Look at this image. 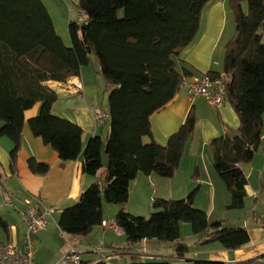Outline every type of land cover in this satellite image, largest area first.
<instances>
[{"label":"trees","instance_id":"obj_1","mask_svg":"<svg viewBox=\"0 0 264 264\" xmlns=\"http://www.w3.org/2000/svg\"><path fill=\"white\" fill-rule=\"evenodd\" d=\"M210 1L79 0L78 8L88 18L69 22L68 46L42 0H0V137L13 142V172L22 146L25 112L38 103V115L28 121L32 133L58 153L62 165L78 159L83 151L82 128L52 112L58 95L46 85L48 81L66 82L79 76L94 53L109 92V134L91 137L83 152L84 173L97 179L75 205L62 211V232L86 237L100 227L103 201L124 206L139 173L172 178L178 171L186 144L196 130V115L191 110L166 145L152 138L151 117L193 76L188 67H179L177 56L196 38L202 10ZM230 6L236 32L226 47L224 71L231 75L227 100L240 124L235 135L214 138L210 147L214 169L230 193L227 208L239 209L247 185L240 165L253 160L263 138L264 0H230ZM104 146L108 163L102 178ZM28 166L38 175L50 168L35 158L28 160ZM196 192L183 199H154L156 211L149 217L122 207L115 223L130 245L143 240L165 241L180 258L189 252L182 241V223L192 226L200 243L219 242L226 249H236L249 242L245 228L226 227L221 221L210 223L207 212L194 205ZM0 228H8L1 217ZM130 264L226 263L158 259Z\"/></svg>","mask_w":264,"mask_h":264},{"label":"crops","instance_id":"obj_2","mask_svg":"<svg viewBox=\"0 0 264 264\" xmlns=\"http://www.w3.org/2000/svg\"><path fill=\"white\" fill-rule=\"evenodd\" d=\"M235 32L236 19L230 0H211L202 10L196 38L177 56L179 67H188L193 76L224 72L226 47ZM64 42L71 45L69 38ZM86 74L88 77L91 75L83 67L79 76L66 82L46 83L58 95L52 112L72 120L83 130V151L78 159L62 165L58 153L32 133L28 121L38 115L39 103L25 112L22 146L15 172L10 167L13 142L8 137H0V217L8 224L7 230L0 228V242H12L23 247L22 237L26 231L23 214L27 210L26 200L31 199L32 204L55 207L46 227L35 238L36 261L39 264L56 263L70 247L81 252L83 264L100 261L130 264L132 261H153L154 258H166L173 262L196 259L226 264H264V126L258 152L251 162L240 165L247 178L244 205L239 209H228L230 193L214 169L210 142L223 135H235L240 124L239 117L228 100L224 105L214 107L201 98L191 106L186 90V83L191 77L184 81L175 98L151 117L152 138L166 145L190 111L196 115V130L186 144L178 171L172 178L139 173L131 184L129 200L124 206L103 201V224H116L115 217L122 207L139 214L137 212L146 211L145 206H149L151 199H183L197 189L194 205L207 212L210 223L221 221L226 227L245 228L249 242L236 249H226L219 242L200 243L192 226L182 223V241L188 244L189 252L180 258L169 243L143 240L130 245L122 230L117 233L103 224L86 237H74L61 231L59 220L62 211L75 205L82 192L97 179L84 173L83 152L91 137L99 134L105 137L104 127L109 119L103 125L97 124L95 109L103 108L97 102L100 89L95 87V83L86 81ZM76 85H81L82 89L79 90ZM30 158L46 162L50 166L48 172L34 174L28 166ZM100 175L105 177V173ZM4 197L13 205H4Z\"/></svg>","mask_w":264,"mask_h":264},{"label":"built area","instance_id":"obj_3","mask_svg":"<svg viewBox=\"0 0 264 264\" xmlns=\"http://www.w3.org/2000/svg\"><path fill=\"white\" fill-rule=\"evenodd\" d=\"M88 15L80 10L79 21H85ZM231 81V75L221 72L216 75L204 73L193 76L186 83L187 97L193 106L197 99H205L210 105L220 107L227 101V86ZM81 90V85H76ZM109 118V112L103 108L95 109V120L98 125H103ZM4 205L12 206L13 203L7 198L3 199ZM27 210L23 214V223L26 231L22 237L23 247L20 248L12 242H0V264H39L36 261L35 238L43 230L48 219L55 212V207L32 204L31 199H27ZM104 226L114 229L121 233V229L116 224L104 223ZM50 264H83L81 252L74 247H70L56 263Z\"/></svg>","mask_w":264,"mask_h":264},{"label":"rangeland","instance_id":"obj_4","mask_svg":"<svg viewBox=\"0 0 264 264\" xmlns=\"http://www.w3.org/2000/svg\"><path fill=\"white\" fill-rule=\"evenodd\" d=\"M42 1L44 2L46 8L48 9L53 19L58 35L61 36L63 40L66 39V41H68V38H69L70 43H71V38L69 34V22L71 20L79 21L78 20L79 14H80V9L78 8L79 0H42ZM68 46H71V45H68ZM97 60H98L97 56L94 53H92L90 55L89 65L84 66V69L89 70V74H91L89 77L86 74V81L90 84L95 83V87H98L100 89V95L98 97L97 102L105 110L109 111V92L105 90L106 89L105 83H104L105 81L100 73V66H99V63H97ZM109 131H110V119L107 120V125L104 127L105 138L109 134ZM102 155H103L104 165L100 170V174L104 175L106 168H107V163H108V158L105 153V146L103 147ZM152 190L153 189H151V192L153 194ZM145 209H146L145 212H137L139 214H134V215L149 217L153 212H155L156 209L153 207L152 199L150 200L149 206L148 207L145 206ZM162 242L168 244L165 241H162ZM167 250H170V249H167ZM155 259L156 258H154L153 260ZM161 260H170V259L161 258Z\"/></svg>","mask_w":264,"mask_h":264}]
</instances>
